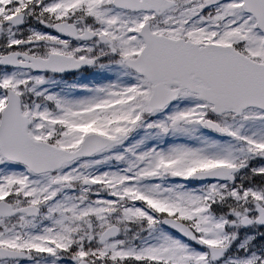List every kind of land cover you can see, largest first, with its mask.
I'll return each instance as SVG.
<instances>
[{
  "label": "snow or ice",
  "instance_id": "obj_1",
  "mask_svg": "<svg viewBox=\"0 0 264 264\" xmlns=\"http://www.w3.org/2000/svg\"><path fill=\"white\" fill-rule=\"evenodd\" d=\"M0 264H264V0H0Z\"/></svg>",
  "mask_w": 264,
  "mask_h": 264
}]
</instances>
